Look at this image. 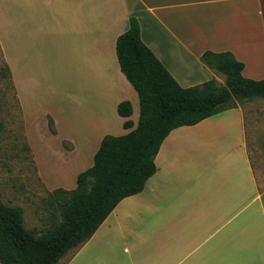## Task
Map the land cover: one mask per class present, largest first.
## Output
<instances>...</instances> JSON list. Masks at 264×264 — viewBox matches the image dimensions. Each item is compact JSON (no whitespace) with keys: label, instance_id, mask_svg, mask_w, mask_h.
<instances>
[{"label":"crops","instance_id":"obj_1","mask_svg":"<svg viewBox=\"0 0 264 264\" xmlns=\"http://www.w3.org/2000/svg\"><path fill=\"white\" fill-rule=\"evenodd\" d=\"M129 16L182 87L217 79L204 51H228L244 77H264V0H0V54L48 191L74 188L102 136L136 124L137 95L114 49ZM122 100L127 117L116 111ZM153 162L143 188L59 264H264V187L239 105L171 129Z\"/></svg>","mask_w":264,"mask_h":264},{"label":"trees","instance_id":"obj_2","mask_svg":"<svg viewBox=\"0 0 264 264\" xmlns=\"http://www.w3.org/2000/svg\"><path fill=\"white\" fill-rule=\"evenodd\" d=\"M114 49L119 69L137 95L135 126L120 135L102 136L92 164L76 175L74 188L49 191L46 203L58 210L59 219L39 235L24 227L19 207L0 200V264H59L64 254L91 236L121 198L143 188L155 171L159 144L171 129L232 107L234 100L264 99V77H244L243 63L228 51H204L199 57L223 74V87L214 79L180 86L141 41L134 16L117 35ZM116 111L127 117L129 101L118 102ZM131 125L129 119L122 122L124 128ZM48 127L54 131L50 119Z\"/></svg>","mask_w":264,"mask_h":264},{"label":"rangeland","instance_id":"obj_3","mask_svg":"<svg viewBox=\"0 0 264 264\" xmlns=\"http://www.w3.org/2000/svg\"><path fill=\"white\" fill-rule=\"evenodd\" d=\"M213 71L216 86L223 87V74ZM233 105L243 111L247 153L256 182L263 187L264 99L234 100ZM48 194L36 176L13 85L0 54V200L19 207L24 227L39 235L52 220L59 219L58 210L46 203Z\"/></svg>","mask_w":264,"mask_h":264}]
</instances>
